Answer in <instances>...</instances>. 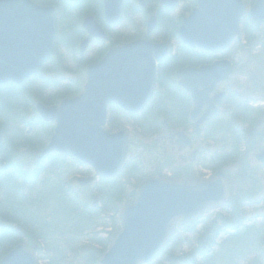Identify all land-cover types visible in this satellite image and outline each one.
Returning <instances> with one entry per match:
<instances>
[{"label":"flooded vegetation","instance_id":"1","mask_svg":"<svg viewBox=\"0 0 264 264\" xmlns=\"http://www.w3.org/2000/svg\"><path fill=\"white\" fill-rule=\"evenodd\" d=\"M34 1L54 7L53 20L56 26L54 42L57 47V55L47 60L39 72L29 77L26 82L18 86L15 83H6L0 86V114L2 115L0 126L3 129L5 125L9 127L10 116L16 114L20 123L26 128V135H31L34 142H39L40 146L49 142L56 124L45 121L41 117L37 110L39 104L47 107L56 105L54 103L57 99H54L51 90L57 81L63 82L66 89L74 88L80 81L64 69L63 47L69 48L71 58L86 75L88 66L99 62L112 47L141 39L149 40L152 43H166L169 46L167 48L169 53L162 60H158L154 97L142 112L129 116L130 126L128 128L136 132V136L131 137L130 148L134 151L131 153L132 157L127 166L130 165V168L134 169L135 167H142L145 164L143 158L152 151L153 145L148 146V144L151 141L152 143L163 142V144L167 143L172 147V151L177 153L180 160L178 161L180 167L176 165L172 168L167 163L163 165L170 171L173 169L175 177L205 181L224 178L228 189L226 204H229V210L235 205L243 203L244 200H248L244 201L245 203L252 202L251 195L254 190H258V188L264 190V86L262 85L261 90H258L257 87L239 89L232 83V77L236 75H241L244 79L247 78L245 71H241L243 67H240L233 57L234 50L237 47L244 49V45H247L251 51L257 47L260 48V57H252L256 58L259 65L258 76L256 75L255 78L258 83H264V17L261 16L262 18H260L263 21H258L250 16V6H253L257 0H242L244 14L240 23V34L229 47L224 50L219 49V51L191 48L179 39L177 33L180 31L184 19L197 7V0H177L174 5H164L162 0H124L118 14L112 11V13L117 14L114 22L107 18L106 0ZM180 9V13H184L185 16L177 15L180 16L177 19L175 14H178ZM131 13L134 14L135 22L131 28L133 31H130L134 34L128 36L129 39H125V35L117 30L123 23H126V17H129ZM261 14L264 15V11ZM87 18H92L93 23L105 35L92 34L85 27ZM152 19L155 20V26L149 32L148 28ZM128 21L131 22L132 20L128 18ZM85 41L87 43L82 46L81 44ZM93 45H96L95 50L88 55V51ZM243 49L239 51H245ZM218 61L231 63L235 67V72L227 80L219 82L208 94H201L204 91L202 85L199 86L197 90L201 96V103L197 109L196 98L186 88L189 81L178 78L177 72L188 68L196 69L202 66H210ZM60 67H63L64 74L60 78L51 77L50 73L54 70L58 72ZM189 74L191 75V72ZM195 81L202 83L199 77H196ZM242 84L244 85V82ZM249 84L250 82L247 83V85ZM42 88L46 89L41 91ZM4 93L7 95L6 99L1 97ZM239 96L242 100L239 99ZM109 106L107 124L110 128L111 123L114 126L119 117H127V115L121 107ZM234 110L235 112H233ZM158 112L161 113V117L153 119L154 116L159 115ZM238 113L242 115H238ZM237 116L244 121L242 126L237 123L239 119ZM224 120L231 122L233 133L234 123H236V135L219 136L217 134L218 124ZM157 122L158 124L155 126ZM158 132L162 134L157 135ZM148 136L150 138H147ZM2 146H4V142ZM42 150L43 147L39 150L35 166L28 169L29 172L19 169L17 173H23L24 182L21 185L30 192L27 202L29 209L28 211L23 210L18 217L20 226L16 237L19 240L18 243L23 246L27 244L28 237L26 235L28 233H34L39 242L43 239L51 240L49 235L43 233V231H49V226L44 221L42 210L46 208L48 202L51 204L52 199L43 198L42 195L45 194L42 190L48 191L47 194L50 195L55 193L56 198L64 199V197H70L67 193H71L73 189L69 181H67V185L65 183L60 185V181L53 182L50 178L49 181L52 185L43 183L40 186L43 175L53 173L54 167L60 168L63 163L66 166V159L74 160L70 154L66 153L52 152L41 156ZM29 151L35 150L29 149ZM160 154L162 153L156 152L155 158L157 161L164 162L163 156ZM75 162L89 169L86 172L81 171L80 174L85 175L84 177L95 176L89 165L81 164L77 160ZM6 164V167L15 165L14 159H7ZM151 170H153L152 167ZM150 175L153 173H148L144 177ZM120 179L121 177H117L116 181L118 182ZM76 182L80 185L79 178ZM92 182L97 183L95 187L101 192L104 189L108 190L109 186L112 187V184H108L107 180L101 177L95 176ZM110 183L115 184V180L110 181ZM136 189L137 186L131 190L130 194H135ZM99 200L102 201L100 198ZM214 209L211 208L207 214ZM5 217H8V212H5ZM0 224V239H6L9 225L1 220ZM109 234L111 235V233ZM48 243L51 241L45 242V244ZM100 245L102 246L101 249H104L106 239L102 238ZM32 247H37L39 259H41L40 254H44L45 259L50 257L41 249L42 246L34 244Z\"/></svg>","mask_w":264,"mask_h":264},{"label":"water","instance_id":"2","mask_svg":"<svg viewBox=\"0 0 264 264\" xmlns=\"http://www.w3.org/2000/svg\"><path fill=\"white\" fill-rule=\"evenodd\" d=\"M198 1L199 8L184 20L180 38L191 47L209 51L226 48L238 34L241 0ZM122 2L106 0L110 21L116 20ZM162 3L170 4L168 0ZM49 10L30 0H0V84L23 82L53 53L54 26ZM263 11L264 0H258L252 15L262 18ZM153 26L155 20L150 22L149 31ZM85 27L94 35H105L92 19L85 21ZM166 53V44L146 40L112 48L101 62L89 66L88 82L79 97L63 101L58 108L40 104L41 116L46 121L57 122L55 134L42 156L52 151L69 152L93 166L101 176L116 175L127 157L129 138L125 131L110 134L104 130L107 104L116 103L132 113L143 108L154 92L155 58L162 59ZM233 72L231 64L222 61L198 69L179 70L178 76L189 81L186 87L196 98L198 109L201 96L197 88L202 85L201 94H208L217 82ZM196 77L201 84L195 81ZM1 139L0 130V142ZM226 196L227 187L222 178L215 181L145 179L135 202L122 209L121 233L100 264L150 263L167 245L174 223L180 218L184 222L195 219L208 207L224 203ZM0 264L36 262L20 246Z\"/></svg>","mask_w":264,"mask_h":264},{"label":"rangeland","instance_id":"3","mask_svg":"<svg viewBox=\"0 0 264 264\" xmlns=\"http://www.w3.org/2000/svg\"><path fill=\"white\" fill-rule=\"evenodd\" d=\"M251 7L252 5L250 8ZM178 12V14H175L177 19L180 18V16L177 15L185 16L184 13H180L181 9L178 10ZM128 18L132 21L129 22ZM134 22V14L131 13L129 17H126V23H123L117 31L124 34L125 39H129L127 37L134 34L131 32L133 31L131 28ZM95 46L96 45H93L90 48L88 55L95 50ZM246 46L247 45H244V49L242 47H237L233 52V57H235L239 66L243 67L241 71H245L244 73L247 78L244 79L241 75H236L232 77V83L239 89L257 87L258 90H261L264 83H258L255 78L256 75L258 76L259 65L256 58L252 57H260V48L257 47L251 51V49L248 48V46L246 48ZM242 49L245 51H239ZM63 50L64 69L73 74L75 79L80 80L84 84L85 74L82 68L73 61L68 47H63ZM63 67H60L58 72L54 70L50 73V76L60 78V76L64 74ZM243 82L244 85L242 84ZM248 82H250L249 85H247ZM58 84L61 85L60 83ZM238 85L240 86L238 87ZM53 90L54 89L51 91ZM243 91H245V89H243ZM239 99L242 100L241 96H239ZM233 112H235V110ZM238 115L242 114L238 113ZM237 118H239L237 123L242 126L244 121L239 116H237ZM235 124L236 123H234L233 133L231 122H229V120L222 121L218 124L219 130L217 134L219 136L236 135ZM17 126H19V129H25L23 125L13 123L9 127V134L13 140L22 142L23 134L14 132ZM160 134L162 133H157V135ZM147 138L150 137L148 136ZM150 145H153L152 151L143 158L145 164L136 169L135 173L129 176H127V174L121 176V180L128 189H125V194L122 199L118 198L114 202H111L108 211H104V208L101 209V203L97 201L98 197L92 195V193H95V190L98 189L95 187V185L99 183L98 181L97 183H88L85 186H80L78 182H76L79 177L85 176L80 174L81 171L83 170L86 172L89 169L77 164L75 160L66 159V166L63 163L60 168L54 167L55 173H47L42 176V183H40V186L43 185V183L52 185L51 181H49L50 178L53 182L60 181V185H63V183L67 185V181H69L73 188L71 193H67L70 197L65 198L63 196L64 199L56 198V195L54 196L55 193L50 195L47 194L49 193L48 191L42 190V192L47 195H42L43 198L46 197L47 200L52 199L51 204L48 202L46 208L42 210L43 217L45 218L44 221L46 225L49 226V231H43V233L50 236L49 238H51V240L49 241H51V243L45 244V240H42V242L40 240L39 244H36L40 247L42 246V250L49 254V258L56 257V255L59 256V264H98L99 257L101 258L105 250H108L109 244L114 241L113 235L120 231L118 219L119 210L135 198H131V190L135 189L142 181L141 179L148 173L175 177V174H173L174 170H168L163 166L164 163H167V165L172 168L176 165L180 167L178 164L180 160L178 159L177 153H174L172 147L167 145V143H152L151 141L148 146ZM14 146L19 148L17 153L18 161L16 163L20 166V169L24 171L32 169L37 161L39 150L31 152L16 144H14ZM165 149H167V151H165ZM156 152L162 153L160 155L163 156L164 162L157 161L154 155ZM162 156H160L161 159ZM151 167L153 170H151ZM57 171L59 172L56 173ZM4 174H6V172ZM9 176L11 175L8 174L5 177L6 180L4 182L12 184L13 178ZM115 192L117 194V190ZM115 192L113 193L115 194ZM251 196L253 199L252 202L245 203L244 201L248 200H244L243 203L235 205L234 208L230 210L229 204L227 205V209L226 206L222 209L218 206L213 207L215 209L202 217L199 221L197 220L194 221V223L191 222L185 225L180 223L179 229H182V232L178 233L179 240L175 241L174 239L166 252L151 264H264V190L258 188V190H254ZM92 197L94 200H91ZM17 203H22V201L20 200ZM117 203L118 208H120L114 213ZM240 220L241 226H238L237 229H232ZM178 222L180 221L178 220L176 223ZM27 228H29V226H27ZM256 229L260 230L259 235H255ZM247 230H249L248 233ZM109 233H111V235ZM102 238L106 239V246L104 249H101L102 246L100 245ZM28 240L30 241L29 238ZM26 247L30 250L33 249L32 246ZM36 256L38 257L37 253ZM60 256L65 257L61 260ZM40 258L42 264H50V259H45L44 254H40ZM44 260H47V262Z\"/></svg>","mask_w":264,"mask_h":264},{"label":"trees","instance_id":"4","mask_svg":"<svg viewBox=\"0 0 264 264\" xmlns=\"http://www.w3.org/2000/svg\"><path fill=\"white\" fill-rule=\"evenodd\" d=\"M14 90V89H13ZM15 92H17V93H19L18 91H16V90H14ZM74 91V89L73 88H71V89H68L67 91H60L59 93H57V94H55V95H52L54 98H58V97H60V96H64L65 94H67L68 92H73ZM6 92V91H5ZM5 95H6V93H5ZM7 96V95H6ZM9 96H10V94H9ZM2 117V115L0 114V118ZM0 123H1V121H0ZM15 150V146H13V147H10V149H4V151L6 152V151H8V152H13ZM0 173H2V171L0 170ZM10 178H16V176L15 175H13V176H9ZM9 184V188H8V192H7V195H6V193H5V206H7V209H8V213L10 214V218H12V217H14V213H13V210H17V207H16V202H17V198H19V197H21L22 199H21V201H22V203H19L18 204V207L19 208H21L22 210H25V211H28V206H27V203L26 202H28V200H27V197H28V195H25V192H24V189H21V190H17V189H14L13 188V185L11 184V183H8ZM118 190H119V194L120 195H122V194H124L125 193V191L123 190V187H122V185H119V186H117L116 187ZM112 189H113V187H110L109 186V188H108V193L106 194V196H105V199H108L109 198V196L110 197H113V196H115V194L113 193V191H112ZM115 191H116V189H115ZM20 215H18V216H16V217H14V223H15V225H16V223L17 224H19L20 223V219L18 218ZM18 226H20V224L18 225ZM15 230H8V235L9 234H11V242L13 241V234L12 233H16V232H14ZM1 235V234H0ZM9 245H10V242H9ZM1 248H2V246H1ZM8 247L7 246H4L3 247V249H7Z\"/></svg>","mask_w":264,"mask_h":264}]
</instances>
